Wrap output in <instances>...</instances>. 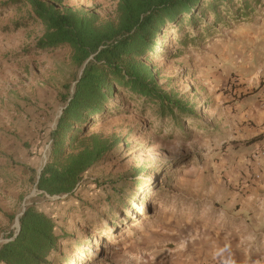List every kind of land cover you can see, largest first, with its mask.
I'll return each mask as SVG.
<instances>
[{
    "label": "rangeland",
    "instance_id": "374dc122",
    "mask_svg": "<svg viewBox=\"0 0 264 264\" xmlns=\"http://www.w3.org/2000/svg\"><path fill=\"white\" fill-rule=\"evenodd\" d=\"M3 2L0 245L16 231L23 208L33 204L66 237L60 244L66 256L62 264L255 262L254 257L242 261L237 255L207 252L178 261L173 245L160 250L154 244L151 230L168 221L249 220L243 213L238 217V210L240 199L248 202L256 185L254 160L245 154L243 170L238 169L236 144L246 147L263 134L248 137L251 125L239 123L237 104L264 90V9L257 10L250 24L227 22L211 39L195 43L197 47H181L172 33L161 39L158 51L166 53L150 64L164 90L193 108L196 117L177 127L175 121L155 116V107L119 97V113L88 131L118 138L113 154L84 174L72 196L58 198L40 195L31 172L38 175L49 155V134L63 108L62 85L73 72L70 51L37 53L40 24L28 20L25 10H4ZM115 3L65 0L61 6L92 9L106 20L113 17ZM247 222L250 230L257 229ZM259 230L264 232V225ZM263 259L256 264H264Z\"/></svg>",
    "mask_w": 264,
    "mask_h": 264
},
{
    "label": "trees",
    "instance_id": "16d2710c",
    "mask_svg": "<svg viewBox=\"0 0 264 264\" xmlns=\"http://www.w3.org/2000/svg\"><path fill=\"white\" fill-rule=\"evenodd\" d=\"M65 0H4L2 8L25 10L41 26L34 49L46 53L67 48L73 72L62 85V111L49 134V155L32 185L40 195L69 197L91 168L105 162L119 144L89 134L90 128L117 115L122 101L155 107L153 113L181 127L195 110L164 90L150 64L159 41L172 33L181 47H197L228 23L250 24L264 0H116L113 17L95 10L61 6ZM18 228L0 245V264H62L66 237L33 204L23 208Z\"/></svg>",
    "mask_w": 264,
    "mask_h": 264
},
{
    "label": "crops",
    "instance_id": "0c3cea01",
    "mask_svg": "<svg viewBox=\"0 0 264 264\" xmlns=\"http://www.w3.org/2000/svg\"><path fill=\"white\" fill-rule=\"evenodd\" d=\"M244 105L247 106L243 112ZM237 108L240 109L239 123L247 122L251 125L247 129L248 137L255 138L263 134L258 140L253 139V142L246 147H244L245 143L236 144L238 169L243 170V161L247 153H250L251 158L255 157L258 162L253 169V176H257L254 179L256 185L250 189L248 202L240 199L238 210V217H241L240 213H243V217H248L247 221L254 224L257 229L250 230L248 222L241 218L238 220H187V223L171 221L162 223L151 230L152 240L160 250L173 245V252L178 261L188 255L203 257L205 252L211 256L221 257L237 255L242 261H246L249 257L256 258L255 262H248V264L259 263V258H264V232L259 230L264 225V125H262L264 124V90L248 96L237 104ZM241 137L238 141H242ZM247 203H252V205L247 206Z\"/></svg>",
    "mask_w": 264,
    "mask_h": 264
},
{
    "label": "built area",
    "instance_id": "2783aa9c",
    "mask_svg": "<svg viewBox=\"0 0 264 264\" xmlns=\"http://www.w3.org/2000/svg\"><path fill=\"white\" fill-rule=\"evenodd\" d=\"M253 160H254V167H255V165H257V159L255 158V157H253ZM253 177V179H256L257 178V176H252Z\"/></svg>",
    "mask_w": 264,
    "mask_h": 264
},
{
    "label": "water",
    "instance_id": "95a60500",
    "mask_svg": "<svg viewBox=\"0 0 264 264\" xmlns=\"http://www.w3.org/2000/svg\"><path fill=\"white\" fill-rule=\"evenodd\" d=\"M17 223H18V220H17ZM17 228H18V225H17Z\"/></svg>",
    "mask_w": 264,
    "mask_h": 264
}]
</instances>
